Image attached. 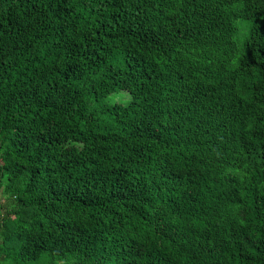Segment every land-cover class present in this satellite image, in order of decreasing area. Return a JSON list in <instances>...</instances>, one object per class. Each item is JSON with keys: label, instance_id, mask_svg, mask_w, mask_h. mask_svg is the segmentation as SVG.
<instances>
[{"label": "trees", "instance_id": "trees-1", "mask_svg": "<svg viewBox=\"0 0 264 264\" xmlns=\"http://www.w3.org/2000/svg\"><path fill=\"white\" fill-rule=\"evenodd\" d=\"M8 261L264 264V0H0Z\"/></svg>", "mask_w": 264, "mask_h": 264}, {"label": "clouds", "instance_id": "clouds-1", "mask_svg": "<svg viewBox=\"0 0 264 264\" xmlns=\"http://www.w3.org/2000/svg\"><path fill=\"white\" fill-rule=\"evenodd\" d=\"M110 99L113 102H116V101L124 102V100H123V94L122 93H117L116 95L110 97ZM6 264H11V262L8 261V262H6Z\"/></svg>", "mask_w": 264, "mask_h": 264}, {"label": "rangeland", "instance_id": "rangeland-1", "mask_svg": "<svg viewBox=\"0 0 264 264\" xmlns=\"http://www.w3.org/2000/svg\"><path fill=\"white\" fill-rule=\"evenodd\" d=\"M112 102V100H110ZM109 102V101H108ZM118 102V101H117Z\"/></svg>", "mask_w": 264, "mask_h": 264}]
</instances>
